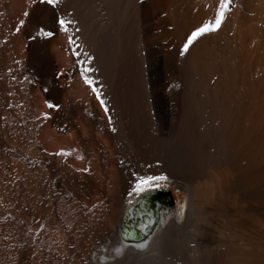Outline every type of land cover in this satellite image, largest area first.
I'll use <instances>...</instances> for the list:
<instances>
[{
	"label": "bare ground",
	"instance_id": "6f19581e",
	"mask_svg": "<svg viewBox=\"0 0 264 264\" xmlns=\"http://www.w3.org/2000/svg\"><path fill=\"white\" fill-rule=\"evenodd\" d=\"M136 6L92 105L76 0H0V264H264V0ZM158 181L184 210L136 194Z\"/></svg>",
	"mask_w": 264,
	"mask_h": 264
},
{
	"label": "rangeland",
	"instance_id": "374dc122",
	"mask_svg": "<svg viewBox=\"0 0 264 264\" xmlns=\"http://www.w3.org/2000/svg\"><path fill=\"white\" fill-rule=\"evenodd\" d=\"M128 2L131 4L130 7L129 3H127V0H76L78 19L79 22L82 21L80 22V28L82 30L81 34L83 32L82 45L80 44V63L82 66H84V64H86L85 61H87V63L92 67V81L94 83L92 84L95 85L92 86V105H118L117 84L119 75L117 73L118 67L116 66V51L114 50V48H112L114 47V45L113 43H111L112 41L110 42L111 35L109 34V30L110 28H113L115 26L116 22L120 23L122 20L125 22V20L127 21L133 19L134 15L135 21H139L141 14L137 11V0H128ZM123 7H125V10L127 11V13H124L125 17L127 16L126 19L122 14V11H125ZM118 13L121 14V20L118 18L119 21L113 19L114 16L117 19V17L119 16ZM99 27H101L102 29ZM85 33H87L88 35ZM99 33H101L103 36L101 34L99 35ZM94 36H96L97 39ZM156 67L157 66L155 65L153 66L154 70H152L150 74L149 63L144 55V72H142V97L144 99L143 105L170 104V93L168 91H166L167 95L164 93L165 97L164 95L160 97V94H156ZM79 78L81 77L79 76ZM166 97H168L169 99ZM150 189L156 192L155 199H157V197L160 195H165V199L167 201H170V208L172 211L184 210L187 195L186 190L183 187L168 181H158L156 183H150L142 187L136 194L141 195L142 193Z\"/></svg>",
	"mask_w": 264,
	"mask_h": 264
},
{
	"label": "snow or ice",
	"instance_id": "6c2138e0",
	"mask_svg": "<svg viewBox=\"0 0 264 264\" xmlns=\"http://www.w3.org/2000/svg\"><path fill=\"white\" fill-rule=\"evenodd\" d=\"M47 2H48L49 4H52V5L55 4V0H47ZM221 18H222V14H218L217 19H216V25H217V26L219 25ZM63 23H64V22L61 21V26H63ZM206 30H207V29H206V27H205V28L200 29L199 31H206ZM48 35H51V33H48ZM196 35H197V33H193L192 36L189 37V43L191 42V40H192ZM185 47H187V45H186ZM48 107H53V106H52V105H48ZM150 179H151V178H150ZM161 179H163V177H161ZM137 190H140V186H139V185L137 186Z\"/></svg>",
	"mask_w": 264,
	"mask_h": 264
}]
</instances>
